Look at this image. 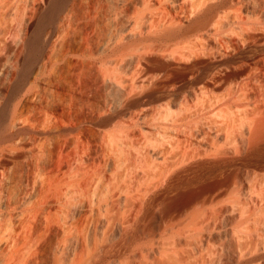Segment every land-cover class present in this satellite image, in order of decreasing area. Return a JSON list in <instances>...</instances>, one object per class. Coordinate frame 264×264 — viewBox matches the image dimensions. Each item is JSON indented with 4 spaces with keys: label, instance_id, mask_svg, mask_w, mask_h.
Returning <instances> with one entry per match:
<instances>
[{
    "label": "bare ground",
    "instance_id": "1",
    "mask_svg": "<svg viewBox=\"0 0 264 264\" xmlns=\"http://www.w3.org/2000/svg\"><path fill=\"white\" fill-rule=\"evenodd\" d=\"M256 94L264 0H0V264H264Z\"/></svg>",
    "mask_w": 264,
    "mask_h": 264
},
{
    "label": "rangeland",
    "instance_id": "2",
    "mask_svg": "<svg viewBox=\"0 0 264 264\" xmlns=\"http://www.w3.org/2000/svg\"><path fill=\"white\" fill-rule=\"evenodd\" d=\"M41 1V0H40ZM223 92V90H218V93L221 94ZM228 100L226 99V97H223L218 103V107L212 112L213 116H215L216 118H221V116L225 113V107L227 106ZM250 111L255 110L254 114V118L258 121H264V96H260L256 94V97L252 99L250 107H248ZM58 111H61V108H58ZM185 108H177L175 110L176 113L179 112H184ZM77 115L81 114V110L79 109V105L73 110V113H76ZM194 146H197V144H194ZM57 150V154L54 157V161H66L65 163H67L68 161H76V157L74 154H63V155H59V149ZM237 157H239L241 160L246 158L248 155H245L243 152H239L237 155ZM93 157V155L91 156ZM219 156L215 155V154H208L206 156H203L199 159V161H218ZM53 163V165H55V163Z\"/></svg>",
    "mask_w": 264,
    "mask_h": 264
}]
</instances>
